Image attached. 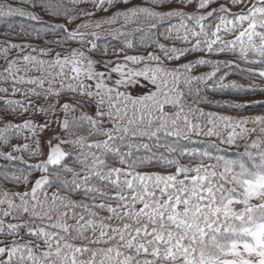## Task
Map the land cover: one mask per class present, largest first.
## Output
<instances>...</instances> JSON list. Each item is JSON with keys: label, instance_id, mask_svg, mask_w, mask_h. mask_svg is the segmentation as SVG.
Segmentation results:
<instances>
[{"label": "snow or ice", "instance_id": "6c2138e0", "mask_svg": "<svg viewBox=\"0 0 264 264\" xmlns=\"http://www.w3.org/2000/svg\"><path fill=\"white\" fill-rule=\"evenodd\" d=\"M234 75L264 80V0H0V264H264Z\"/></svg>", "mask_w": 264, "mask_h": 264}, {"label": "trees", "instance_id": "16d2710c", "mask_svg": "<svg viewBox=\"0 0 264 264\" xmlns=\"http://www.w3.org/2000/svg\"><path fill=\"white\" fill-rule=\"evenodd\" d=\"M242 67H247L246 65H242ZM250 79H255L257 80V84L261 85V86H264V80H261L259 79L258 77H249ZM228 79H237L240 83L244 84V85H247L249 82L247 80H245V77L244 76H241V75H234V76H229ZM242 79V80H241ZM244 79V80H243ZM249 94H244V93H241L240 95H216L213 97V99H216V100H224V99H236V100H240L242 98V96H247ZM253 95V94H252ZM256 95H259V97L257 98H254V99H250V100H256V99H264L263 97H260V95H263V93H260V92H257L255 93V96ZM243 101V100H241ZM250 109H256V110H253L254 113L253 114H256V112H261V111H264V109H261L259 107H249L247 108L246 110H250ZM258 109V110H257ZM212 110H216V111H228L227 109L225 108H213ZM245 110V111H246ZM244 114V113H242Z\"/></svg>", "mask_w": 264, "mask_h": 264}, {"label": "rangeland", "instance_id": "374dc122", "mask_svg": "<svg viewBox=\"0 0 264 264\" xmlns=\"http://www.w3.org/2000/svg\"><path fill=\"white\" fill-rule=\"evenodd\" d=\"M244 77H245V80H247L248 82L254 80V81L257 83V80H255V79H250V78H249L248 76H246V75H244ZM241 80H242V79H241ZM243 80H244V79H243ZM257 97H259V95H256V96H255V94H254V95L249 94V95H247V96H242V98H241L240 100H250V99L257 98ZM260 97H263V98H264V93H263V95H260ZM253 110H256V109L246 110V111H244L243 113H244V114H253V113H254ZM257 110H258V109H257ZM256 113H259V112H256Z\"/></svg>", "mask_w": 264, "mask_h": 264}]
</instances>
